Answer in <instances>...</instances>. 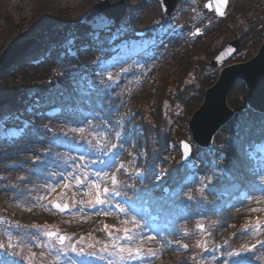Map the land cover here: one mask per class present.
Returning a JSON list of instances; mask_svg holds the SVG:
<instances>
[{"label": "rangeland", "instance_id": "1", "mask_svg": "<svg viewBox=\"0 0 264 264\" xmlns=\"http://www.w3.org/2000/svg\"><path fill=\"white\" fill-rule=\"evenodd\" d=\"M6 1L0 0V58L13 43L35 38L30 48L6 68H14L20 58L37 62L51 51L63 57L83 52L80 67L66 65L61 71L76 76L79 92L87 91L95 83L107 97L98 107L65 103V109L90 118L88 124L81 121L85 125L81 126L80 132L87 134L80 136L78 144L81 145L67 141L68 146H75L77 154H63L58 161L43 155L33 157L30 164L13 160L4 165L5 170L0 172V188H6L9 197L0 199V264H68L66 251L71 250L75 258H82V249L92 252L99 264L109 255L129 262L151 255L155 249L152 250L153 245L139 241L142 238L138 232L147 229L144 225L133 224L128 216L125 219V216L117 215V211L114 213L115 201L111 196L121 197L122 185L138 190L133 178L144 181L148 177L146 164L149 168L154 167L156 173L150 185L157 184L173 160L182 161L180 143L183 139L192 144V151L190 160L184 165L186 174L182 184L172 191L176 199L171 214L178 236L185 235L189 239L188 242L181 239L167 241L171 249L167 247V251L155 256L156 262L148 264H264V251L258 247L264 242V139L253 143L247 151L251 167L259 173L255 196L245 205L238 222L224 224L215 230L212 213L218 206L229 203L230 196L244 198L247 193L238 189L237 182L225 181L222 155L215 146V137L210 148L200 147L193 141L187 114V106L201 103L203 97L198 96L203 82L217 76L221 67L211 64L214 55L208 56L209 53L220 50L237 37L242 43L223 64L247 60L257 52L264 41V0H228L223 16L208 9L206 0H178L170 14L163 13L159 0H125L126 13L101 31H95L81 21L99 0H80L79 5L75 4L76 0ZM187 54H192V71L178 86L177 61ZM166 77L173 83L162 99L163 122L159 135L155 112ZM8 78L0 77V99L5 100L0 106V138L12 139L23 132V128L12 122L31 124V118L24 119L19 115L29 109L31 100L21 97L33 98L36 88L11 93ZM245 87L247 89L246 84ZM139 102L149 124L147 133L140 118L134 115ZM16 103L18 110L13 111L12 106ZM99 107L101 110L97 112ZM59 110L51 108L48 114L54 115ZM131 116L130 126L123 132L124 120ZM136 132L143 135L140 143ZM147 134L151 138L154 162L148 160ZM165 134L167 141L163 144ZM62 139L54 137L50 142L61 143ZM115 141L125 150L121 158H117L116 150L111 156L107 154ZM90 150L97 156V163L85 155ZM101 156L108 157L110 162L102 163ZM125 164L128 166L120 180V170L113 169ZM28 175L37 177L34 182L20 185L18 179ZM213 179L220 182L216 192ZM163 189L169 191L166 187ZM207 192L215 194L213 198L218 199L219 205L210 200ZM53 200L69 202V210L65 213L55 210ZM125 203H130L129 198ZM145 204L128 207L130 211L140 208L143 212L146 206L151 210V221L156 220L158 213L152 210L150 203ZM41 207L54 209L56 214L62 215V220L74 218L78 224L79 218L86 217V221L89 218L94 222L99 218L94 225L103 233L95 232L96 228L89 224L82 230H66L55 221L36 223L31 215ZM120 207L124 209L121 204ZM91 208L94 212H110L107 224L101 216L78 217L79 213L86 215V209ZM200 222L203 226L197 228ZM56 228L66 233L60 242L47 235L48 230ZM235 230H239V234L233 241ZM185 251H189L188 255Z\"/></svg>", "mask_w": 264, "mask_h": 264}, {"label": "trees", "instance_id": "2", "mask_svg": "<svg viewBox=\"0 0 264 264\" xmlns=\"http://www.w3.org/2000/svg\"><path fill=\"white\" fill-rule=\"evenodd\" d=\"M38 35H41V32H39ZM217 52L218 50L215 49L212 53H209L208 56L215 55ZM81 58H83V52L77 53L75 56L63 57L60 56V53L58 54L56 51H51L48 55L44 56L43 59L37 62L19 61L14 68H6L5 71H3L0 77H9L7 86L10 88L9 91L11 93H22L33 87L36 88V91L33 98L27 97L26 95L21 97V99L31 100L29 109L23 110L19 113L24 119L31 118V124L25 126L22 122L15 120L12 124L18 128H23L22 134L19 137L12 139L0 138V172L5 170L4 165L6 163L13 160H19L23 164H30L33 157L37 158L38 156L42 157L43 155L49 156L53 154L54 158L58 161L62 158L63 154L74 155L78 153L74 149L75 146L71 147L67 145V141L73 145H81L78 144V142H80V136L82 137V135L87 134L86 132H80V129L81 126L85 125V122L88 124L87 122L90 118L83 113L65 109V105L67 103H80L85 107H89V105L98 107V104L102 102L103 98L107 97L105 92H103V90H101L95 83H93L91 85L92 88L87 91L79 92L77 83L75 82L76 76L69 74L67 71H61L66 65L80 67ZM192 61V54L184 55L178 59V86L183 84L187 75L192 71ZM215 78L216 76L203 82L204 85L201 86L200 96L198 97H203L204 89L211 85ZM172 83L173 82H171L168 77L164 78L161 92L157 97L159 100L158 108L155 112V127L156 132L159 133V135L162 133L160 125L161 122H163L162 99L167 95V88ZM246 92L247 89L244 82L238 80L228 96L229 104L235 108L237 112L234 118L216 134L215 146L222 155L221 164L224 168L225 181L237 182L238 189H243L247 193V197L240 198L239 196H230L229 203L219 205L218 199L213 198V195L215 194L207 192L210 200L219 205L218 210L212 213V217L215 219V230L224 224L238 222L240 214L245 211V205L255 196L254 190L258 185L257 177L259 173L251 167L252 162L248 157L247 151L254 142H259L264 139V113L253 111L246 106ZM187 93L188 92H186V94ZM194 97H192V99H194ZM199 104L200 103H194L187 106L188 116L192 114ZM55 107L60 110L54 115H49L48 110ZM141 107L142 103L139 102L134 115L135 117L138 116L140 118L139 121L147 133L149 132L147 131L149 124L143 115ZM99 110H101L100 107L97 108L96 111L98 112ZM131 118L132 116L125 119L126 129L130 126L129 120ZM83 120L84 123L81 122ZM136 135L140 143L143 135L137 132ZM54 137L57 139L63 138V142H50V139ZM166 141L167 135L165 134V142L163 141L162 143L164 144ZM145 142V146L148 150V160L154 162L156 159L154 157L155 154L151 151V138L149 134H147ZM162 143L161 145L163 146ZM79 153L81 152L79 151ZM184 165L185 164L180 160H173L170 167L166 170V174L160 176L161 179L158 180L159 182L153 186L150 185V183L156 174L155 168H149L146 164L144 167H147V170H149L148 177L143 182H138V180H136V184L139 186V192L142 197L153 204L156 209L158 208L157 210L165 216L163 223L168 228L159 226V231L164 232L166 234L164 236L167 238H178L188 242V237L185 235L178 236V232L174 230L172 222L174 216L171 214L176 199L174 197L175 194H173L172 191L182 184L181 181L186 174ZM34 177L37 176L32 175L29 177L28 175L26 178L16 179H18L20 185H24L28 182H32ZM212 181L214 191L216 192L220 188V182L217 179H213ZM164 187L168 188L169 191H164ZM126 190L128 193L131 191L130 188H126ZM133 194L135 195L134 192ZM7 197H9L8 190L1 187L0 199H6ZM56 213L57 212L53 209L41 207L35 209L34 214L31 215V219L36 223L55 221L56 225L61 226L66 230L77 228L82 230L86 228V224H89V226L96 228L95 232H98L99 234L103 233V230L100 227L94 225L95 222L98 223L97 220L99 221V218H95V222L93 219L89 220V218H87L86 221V217L79 214L78 217L84 218H79L80 223L78 224L75 222L74 218H68V221L62 220V215ZM95 217L99 216L97 215ZM124 218L127 219V216ZM165 218L170 220H166ZM27 219L28 218H26V220ZM138 233L142 239L149 237L148 231L141 230ZM238 234L239 230H235L233 241L238 238ZM164 236H160V233H153L149 239L155 248V256H157L158 253L165 252L167 249V241ZM148 243L150 242L148 241ZM190 246L192 247V244ZM258 247L264 251V242ZM156 248H158V250H156ZM67 253L69 258L68 264H80L79 256L75 258V254H73L72 251H68ZM184 253L188 255L189 251H185ZM49 258H51V256ZM154 259H156V257Z\"/></svg>", "mask_w": 264, "mask_h": 264}, {"label": "water", "instance_id": "3", "mask_svg": "<svg viewBox=\"0 0 264 264\" xmlns=\"http://www.w3.org/2000/svg\"><path fill=\"white\" fill-rule=\"evenodd\" d=\"M178 0H160L164 14H170ZM228 0H207L205 5L215 10L218 15H223ZM127 11L125 0H99L90 10V13L82 17L81 21L88 24L93 30L100 31L118 22ZM264 33V32H263ZM35 42V38H27L22 42L17 41L9 46L0 58V74ZM240 38H234L227 42L220 51L211 59V64L220 65L218 76L213 84L204 90L203 100L193 111L188 120L189 129L193 141L205 148H210L215 134L235 115V108L228 103V94L237 80H242L248 87L246 94V106L253 111L264 113V41L259 44L257 52L247 60L223 64L239 47ZM223 64V65H222ZM0 99V103L4 102ZM180 149L182 159L188 162L191 157L192 145L187 140H181ZM54 205L64 211L68 205ZM199 223L198 228H202ZM58 230L48 233L55 237ZM65 234L58 238L61 241Z\"/></svg>", "mask_w": 264, "mask_h": 264}, {"label": "bare ground", "instance_id": "4", "mask_svg": "<svg viewBox=\"0 0 264 264\" xmlns=\"http://www.w3.org/2000/svg\"><path fill=\"white\" fill-rule=\"evenodd\" d=\"M7 1H8V0H7ZM7 1H6V2H7ZM10 1H13V0H10ZM79 3H80V0H76V1H75V4H76V5H79ZM20 60H21V61H25V59H23V60L20 59ZM16 61H18V60H16ZM26 61H28V60H26ZM3 103H4V102L0 103V106H2ZM18 105H19L18 103L13 104V106H12L13 111H17V110H18ZM9 109H11V108H9ZM12 109H11V110H12ZM50 156H51V159L54 158V155H53V154L49 155V158H50ZM54 159H55V158H54ZM142 204H143V203H142ZM142 204H141V205H142ZM144 204H145V203H144ZM145 205H146V204H145ZM145 205H144V206H145ZM152 210H153L154 212H157V213H158V214H157V219H156V220H160V221H161V224H162L163 221H164L163 219H164L165 216H163L162 213L159 212V211L154 207L153 204H152ZM163 227L168 228L166 225H163ZM132 244H133V243H132Z\"/></svg>", "mask_w": 264, "mask_h": 264}]
</instances>
